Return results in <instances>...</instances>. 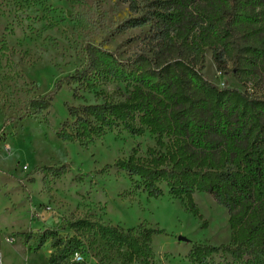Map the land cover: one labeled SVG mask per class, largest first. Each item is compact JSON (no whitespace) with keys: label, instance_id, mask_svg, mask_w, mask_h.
<instances>
[{"label":"trees","instance_id":"trees-1","mask_svg":"<svg viewBox=\"0 0 264 264\" xmlns=\"http://www.w3.org/2000/svg\"><path fill=\"white\" fill-rule=\"evenodd\" d=\"M129 16L124 28L147 27L138 52L120 59L94 45L73 73L56 82L55 90L32 98L24 114L47 111L63 86L92 89L102 77L124 84L123 100L66 103L69 119L55 135L61 141L83 144L122 126L130 133L144 127L154 146L144 155L135 151L114 162L149 197L168 194L185 201L200 216L193 200L207 193L228 215L226 244L195 243L187 258L208 264L214 254L243 264H264V0H124ZM220 74L230 73L244 91L220 88L202 70L205 53ZM66 165L39 167L45 176L59 178ZM91 231L109 246L124 249L121 264H151V241L158 231L143 224L124 229L87 219L61 227L23 233L38 251L50 242L49 264H105L92 261L84 240Z\"/></svg>","mask_w":264,"mask_h":264},{"label":"rangeland","instance_id":"rangeland-1","mask_svg":"<svg viewBox=\"0 0 264 264\" xmlns=\"http://www.w3.org/2000/svg\"><path fill=\"white\" fill-rule=\"evenodd\" d=\"M124 0H0V258L4 264H49L50 242L31 250L34 239L23 233L61 227L63 219H87L124 229L143 224L158 232L151 241V264H194L187 258L195 243L226 244L230 230L227 211L207 193L193 200L200 216L185 201L168 194L149 197L114 167L133 151L144 155L154 146L144 127L130 133L122 126L83 144L59 140L55 133L69 119L66 103L123 100L124 84L102 77L92 89L63 85L47 111L17 117L32 98L55 90L58 80L85 61L91 44L128 59L139 50L147 27L124 28L129 16ZM204 77L220 88L244 91L230 73L220 74L206 51ZM59 178L45 176L39 167H61ZM92 261L121 264L124 249L86 232ZM131 264H140L134 262ZM208 264H243L212 255Z\"/></svg>","mask_w":264,"mask_h":264},{"label":"bare ground","instance_id":"bare-ground-1","mask_svg":"<svg viewBox=\"0 0 264 264\" xmlns=\"http://www.w3.org/2000/svg\"><path fill=\"white\" fill-rule=\"evenodd\" d=\"M0 263H1V264H4L3 261H1V258H0Z\"/></svg>","mask_w":264,"mask_h":264},{"label":"built area","instance_id":"built-area-1","mask_svg":"<svg viewBox=\"0 0 264 264\" xmlns=\"http://www.w3.org/2000/svg\"><path fill=\"white\" fill-rule=\"evenodd\" d=\"M1 264V263H0Z\"/></svg>","mask_w":264,"mask_h":264}]
</instances>
